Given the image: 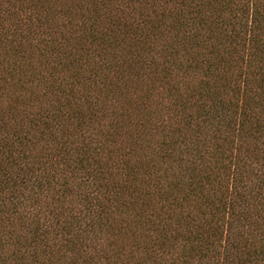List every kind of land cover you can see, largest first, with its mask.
<instances>
[{
    "label": "trees",
    "instance_id": "obj_1",
    "mask_svg": "<svg viewBox=\"0 0 264 264\" xmlns=\"http://www.w3.org/2000/svg\"><path fill=\"white\" fill-rule=\"evenodd\" d=\"M0 264H264V0H0Z\"/></svg>",
    "mask_w": 264,
    "mask_h": 264
}]
</instances>
